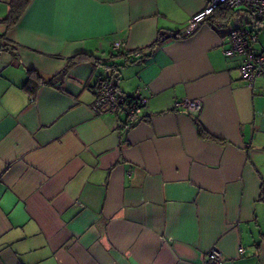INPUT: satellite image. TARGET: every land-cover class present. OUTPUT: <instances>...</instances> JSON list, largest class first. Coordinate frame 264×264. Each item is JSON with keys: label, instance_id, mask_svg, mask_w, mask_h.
<instances>
[{"label": "crops", "instance_id": "obj_1", "mask_svg": "<svg viewBox=\"0 0 264 264\" xmlns=\"http://www.w3.org/2000/svg\"><path fill=\"white\" fill-rule=\"evenodd\" d=\"M210 1L28 0L8 28L0 0V264H203L213 245L224 264H264V79L248 87L222 54L236 27L264 48V25L217 7L185 33ZM77 54L92 59L22 88ZM109 77L148 96L129 130L89 107Z\"/></svg>", "mask_w": 264, "mask_h": 264}, {"label": "built area", "instance_id": "obj_2", "mask_svg": "<svg viewBox=\"0 0 264 264\" xmlns=\"http://www.w3.org/2000/svg\"><path fill=\"white\" fill-rule=\"evenodd\" d=\"M220 5H225L232 10H246L259 24L264 25V0H211L202 11L192 15L184 32L189 33L198 22ZM223 39L226 43L222 49L223 56L240 58L237 67L238 76L248 87H253L257 79H264V48L259 50L255 48V44L258 43V35L254 30L236 27L231 29ZM112 48L120 50L121 42H113ZM129 56L140 58L141 52L136 49L131 51ZM147 101L148 96L144 94L143 88H136L130 95L118 93L115 79L109 77L99 81L95 97L89 107L97 115L123 114L120 126L123 130H129L141 118L142 109ZM174 106L183 107L194 116L201 108V101L200 99L185 98L181 101L175 100ZM237 250L242 253L244 246L239 244ZM223 261V253L217 245H213L208 250L203 264H224Z\"/></svg>", "mask_w": 264, "mask_h": 264}, {"label": "trees", "instance_id": "obj_3", "mask_svg": "<svg viewBox=\"0 0 264 264\" xmlns=\"http://www.w3.org/2000/svg\"><path fill=\"white\" fill-rule=\"evenodd\" d=\"M27 3H28V0H10V10H9L8 15L5 18V23L8 28L12 27L17 22L23 10L25 9ZM219 7L223 8V10H226L224 11L225 14L226 13L228 14L230 10H232L225 5H220L218 6V8ZM252 18L254 21H256L253 15H252ZM160 42H161V35L159 34L157 35V38L149 45V48L154 49L160 44ZM10 50L14 55H17V51L14 46H11ZM84 59H92V56L86 55V54H77L75 56H72L68 58V63L64 70H62L61 72L57 74L51 75L48 78H44L38 72H36V70L29 69L27 70V79L25 83L22 85V88L33 97L35 95L37 88L41 84L56 85L57 83H60L63 77L66 75L68 67ZM193 118L195 120V123L197 125L199 132L204 133L203 127L195 119V117Z\"/></svg>", "mask_w": 264, "mask_h": 264}, {"label": "rangeland", "instance_id": "obj_4", "mask_svg": "<svg viewBox=\"0 0 264 264\" xmlns=\"http://www.w3.org/2000/svg\"><path fill=\"white\" fill-rule=\"evenodd\" d=\"M245 26L250 27V25L248 23H246ZM259 38H260V41L264 40V30H262V29L259 30Z\"/></svg>", "mask_w": 264, "mask_h": 264}]
</instances>
